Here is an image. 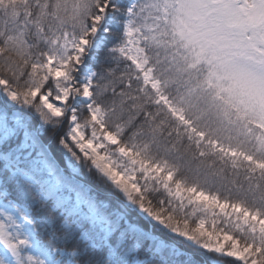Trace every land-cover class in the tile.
Wrapping results in <instances>:
<instances>
[{
    "label": "snow or ice",
    "instance_id": "1",
    "mask_svg": "<svg viewBox=\"0 0 264 264\" xmlns=\"http://www.w3.org/2000/svg\"><path fill=\"white\" fill-rule=\"evenodd\" d=\"M0 264H264V0H0Z\"/></svg>",
    "mask_w": 264,
    "mask_h": 264
},
{
    "label": "trees",
    "instance_id": "2",
    "mask_svg": "<svg viewBox=\"0 0 264 264\" xmlns=\"http://www.w3.org/2000/svg\"><path fill=\"white\" fill-rule=\"evenodd\" d=\"M34 119H38V118H34ZM52 135H53V130L50 129V128H46V129H45V132H44V134H43V138H44L45 140H47V139H48L49 137H51ZM52 147H53V151H54V152H59V151H61V149L58 147V145L56 144L55 141L53 142ZM93 175H95V174H93ZM185 247H187V245H185Z\"/></svg>",
    "mask_w": 264,
    "mask_h": 264
}]
</instances>
